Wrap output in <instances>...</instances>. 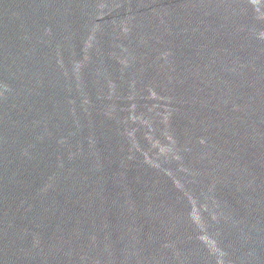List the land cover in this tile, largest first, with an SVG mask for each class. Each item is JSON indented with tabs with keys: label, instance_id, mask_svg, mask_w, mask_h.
<instances>
[{
	"label": "water",
	"instance_id": "1",
	"mask_svg": "<svg viewBox=\"0 0 264 264\" xmlns=\"http://www.w3.org/2000/svg\"><path fill=\"white\" fill-rule=\"evenodd\" d=\"M0 264H264V0H0Z\"/></svg>",
	"mask_w": 264,
	"mask_h": 264
}]
</instances>
